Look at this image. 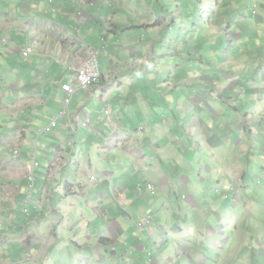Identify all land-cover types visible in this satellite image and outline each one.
I'll return each mask as SVG.
<instances>
[{
    "label": "rangeland",
    "instance_id": "rangeland-1",
    "mask_svg": "<svg viewBox=\"0 0 264 264\" xmlns=\"http://www.w3.org/2000/svg\"><path fill=\"white\" fill-rule=\"evenodd\" d=\"M94 1L96 2L93 16L102 23V27L96 25V22L88 23L81 37L84 40L90 39L96 47L94 50L97 51L96 61L99 71L111 74L112 78H118L117 80L127 87H140L135 94L137 100L138 97H142L141 90L145 86L167 90L144 92L142 95L148 98L149 106H153L156 120L167 124L168 130L173 129L172 135L179 143L173 144L175 150L179 154H184L187 152L184 151L183 146H185L189 151L184 154V159L175 157L171 163L164 154L157 155L154 152L150 158V165L159 169L171 182L177 177L176 181H183V185L174 188L176 192L179 190L180 194H183L182 196L179 194L181 197L175 200L172 197H161L158 192H156L158 195L152 194V190L148 187L150 182L138 177V165L115 155L110 158L115 161L119 159V165L105 170L114 175L109 188L120 187L121 191H126L125 196L127 195L128 200L118 201L108 188H94L96 191H104L101 194L104 193V197H109L112 203L111 207H107L105 216L99 215L102 221H93L96 204L100 207L102 198L91 197L93 195L91 188L88 187L87 199L95 203L92 202L90 208L83 207L80 199L77 204L75 198V202L68 200L75 196L74 193H78L77 184L85 185L81 172L89 171L84 158L80 160L78 155L80 150L86 145L90 149L89 154H93L90 145L94 143L97 146L100 142L94 138L93 132L80 126L78 129L83 132L82 138L79 132L66 130V140L68 138L78 141L76 159L73 160L69 156L70 165L62 166L57 176L47 178L48 167L47 163L43 167L44 159L48 161L47 154L53 155L52 145L66 140L54 134L60 126L55 132L52 129L49 133L39 134L53 118V121L57 120V115H50L51 118L46 121L41 115L34 125L26 122L33 115L43 112L46 104L37 103L30 97L32 88L35 85L41 87L42 82L41 77L35 78L33 71L37 57L35 50L38 45L29 42L32 52L24 60L21 52L27 48L28 41L21 32V27L23 24L28 28L29 34L33 35L31 26L35 21H40V27L42 26L44 30L50 20L65 27H72L77 22L68 23V19L58 12H51L59 6L70 7L71 0H53L51 3L47 0H0V19L3 20V15L8 14L11 17L7 21L16 22V25H12L10 39L21 56V58L16 55L7 56L6 51L10 45L4 48L2 42L4 43L5 40L0 35V153L8 154H0V175L9 176L7 166L11 167L17 161L20 155L18 146L22 143L20 136L15 137V141L14 138L1 136L22 128L21 122L20 125L15 122L14 126L9 125L14 115L6 108V104L13 103L12 85L19 90V100L24 103L21 105L18 118L25 119L28 132H34L33 138H29L31 143L23 145L21 151L28 156H35L37 163L33 173V185L32 180H29V183L18 182L17 186L21 189L18 194L11 193V187H8L10 182L7 179L0 181V264H264V173L260 170L262 164H259V160L252 155L244 159V154L238 152L234 156V160H237L236 164L227 167L225 171L224 168H213L210 166L211 155L206 157L207 150L202 144V139L209 130L217 139L223 137L227 139L231 133L228 123L231 120L233 126L234 118L238 117L236 110L240 112L241 107L229 105L222 109L221 106L226 105L228 100L214 102L212 99H204L200 107L190 111L189 115L190 119L197 120L205 126L202 130L204 134L197 139L198 132L193 131L190 143L188 137L181 131L182 126H177L174 120L177 117L175 111L177 105L180 112L178 122L183 121L184 106L198 93L197 88L214 92L210 85L205 84L203 71L206 72L209 80L214 73L222 75L225 72H240L241 75L238 76H242L244 86L247 85V92L255 87L263 90L264 82L261 78L264 71L261 72L260 67H264L262 60L264 47H257L254 43L242 45V40L264 39V0H198L200 6H197L194 12L193 22L190 21V16L189 19L183 20L184 14L181 13L177 3V1L181 3V0H112L114 2L110 3L111 8L109 4V6L104 4V1L109 3L108 0ZM117 4L118 7L115 6ZM38 6L46 10L37 13ZM111 12L115 13L114 19L110 18ZM77 13L78 18H82L81 12ZM85 13L89 14L88 11ZM34 16H38V19L28 18ZM106 19L110 23H107ZM207 22L209 29L212 28L211 31L206 27ZM109 24H112V27H109ZM17 28L19 31L15 32ZM6 32L7 30L2 31V35ZM138 33L139 37L136 36ZM69 36L75 35L70 32ZM93 36L98 38L99 44L92 40ZM129 38L131 41L127 42L125 39ZM38 41H43L41 36L38 37ZM46 46L49 50L52 49L51 44L47 43ZM131 48L145 49V55L149 54L151 58L150 67L137 69L133 76L121 73L117 66L108 67L111 60L114 65L122 62L117 61V56L128 61V57L124 55ZM79 51V55L83 57L82 62L88 57V51L84 49ZM240 54L246 62L242 71L241 65L229 66L224 60L227 56ZM257 55L258 63L250 64L251 59L248 56ZM142 60L145 58L142 57ZM136 62L139 65L144 63ZM61 71L68 76L71 73L66 67ZM72 71L74 78L75 72L73 69ZM48 82L53 88L50 81ZM228 84L225 82L222 88L227 89ZM90 87L81 90L87 91ZM93 87L90 89L92 90ZM131 98L132 95L128 101L135 103ZM127 99L128 97L126 102ZM53 101L55 107L47 114L44 113L47 117L50 113L57 114L59 111L58 96H55ZM191 105L190 103V107ZM103 109L104 106L98 98L93 97L87 100L86 108L81 110L86 114L96 111L98 114L96 117L105 119ZM208 109L216 112L211 117L215 119L214 121L210 120ZM140 113L142 117L138 115V118L142 121H150L151 109L147 103L142 105ZM74 126L76 127V124ZM29 136L32 134L29 133ZM256 142H260L256 136L250 141L242 140L243 145H250L254 153L259 147L261 150L264 149L263 145L258 146ZM35 144L39 148H35ZM235 149L237 150L236 146L230 148V152L234 155ZM214 155L222 159L223 153L219 155L214 153ZM183 163L191 165L190 168H183L187 169L185 172L181 168ZM211 168L217 170L211 171ZM234 172L238 173L237 177H234ZM98 173L99 171L96 170L94 175L101 180ZM27 175L26 168L25 177ZM95 177L93 176L92 180ZM225 183L226 187L221 189L220 187ZM45 186H50L48 198L43 195ZM133 190L136 194L132 192ZM65 195L67 199L64 198ZM250 195L254 196L257 205L248 201ZM187 196H190L194 204L190 205L185 198ZM50 197L52 199H49ZM52 207L62 209L59 217L64 221L59 227L56 224V228H59L60 247L43 248L41 244L31 245L30 242H26V232L33 231L30 222L33 220H38L37 223L44 222L49 216L48 209ZM77 208L81 210L82 215L77 212ZM141 208L147 213H141ZM121 211L126 216L121 215ZM113 223L117 225L116 229L124 232L122 237L119 236L116 240H113V236L106 231V227L108 225L111 227ZM214 232L216 234H213ZM155 233L161 236L162 240L153 237L152 234ZM149 239H152L151 244ZM154 243L158 245V251L161 253L154 250ZM41 248L46 253H38Z\"/></svg>",
    "mask_w": 264,
    "mask_h": 264
},
{
    "label": "crops",
    "instance_id": "crops-1",
    "mask_svg": "<svg viewBox=\"0 0 264 264\" xmlns=\"http://www.w3.org/2000/svg\"><path fill=\"white\" fill-rule=\"evenodd\" d=\"M53 0H47L48 3H51ZM95 2L94 0H71L70 7L67 6H59L56 10L52 9L51 12H58L61 16H63L65 19H68V23H72V21L77 22L75 25H72V27H65L61 26L54 21H49L45 25V30L41 26L40 27V21H35V23L31 26L33 29V35H30L28 32V28L25 26L21 27V32L26 36V40L31 42L33 45L37 44L38 48L35 50V54L37 55L35 59V63L33 66V71L35 78L41 77V87L38 85H35L32 89V95H30L31 99H33L37 103L46 104L45 109L43 112L37 115H33V117H30L28 121H26L28 124L34 125L38 119L43 115L44 121L48 120V118H51L50 115H57L56 120V126L54 128H51L48 132H44V129L49 127L51 124V121L54 120V118L50 121L49 124L46 125V127L39 132L40 133H49L52 129H54L53 132H55L58 127L60 126V129L55 135H59L61 138H65L66 140V130L70 132H79L80 138H82V131H79L78 126L81 128H85L86 130L93 132L94 138L100 142L97 146L90 145L91 150L94 152L93 154H89V147L86 145H83L82 149L80 150V153L77 152V146L78 141L77 140H70L67 138L66 142L61 141L58 144L52 145V156L47 154L48 161L43 162V167L45 163H47L48 167V175L49 176H57L58 170L64 166V165H70L69 164V156L73 160L76 159L77 154L80 157V160L84 158V161L86 165L89 167V171L86 173V171H82V175L84 178V186L81 184H77V192L74 193L75 196L70 197L68 200H71L72 202H75L76 199L78 203V200H81V204L85 208H90L92 202H94L91 199H87L88 194V187L93 190V195L91 197L97 196L98 198H102V205L100 207H95L96 213L93 215V221H102V218L99 217V215H106L107 207H111V199L109 197H104V193L101 194V192L104 191H96L94 188H108L111 190L113 197H115L118 201L123 199L125 202L128 200L127 195L125 196L126 191H121L120 187L118 186H112L109 188L110 182L113 179L114 175L113 173H107L105 170L108 167L118 166L119 165V159H116V161L110 157H114L115 155H119L120 158H125L128 161H130L131 164H137L138 165V177L139 179L145 180L146 182H150L148 186H150V190H152V194L158 195L156 192L159 193L161 197L165 198H173L174 200L177 198H180L183 193L180 194V191L177 192L174 190V188H179L180 185H183V181H176L175 178L172 180V182L163 174L159 169H157L155 166L150 165V158L151 155L155 152L157 155L164 154L166 158L171 160L175 157H180L184 159V154H186L189 150H187V147L183 146L184 154H179L175 148L174 143L175 137L172 135V130L167 129V124H164L162 121L158 122L156 120V117L154 116L155 110H153V106H149L150 102L146 96H143L142 93H152L153 91L159 92L160 90H163L161 88H150V87H143V90H141V96L138 97V100L135 96L136 93H138L140 87H130L123 84V82L117 80L118 78H112L111 74L102 73L104 77H102V83H96L93 86V89L91 90L90 87L85 90H81L73 84V71L72 69L77 66V63H81V59L83 58L78 49L79 46H81V49L88 51V55L92 49H96V47L92 44L90 39H83L81 37L82 31L85 30V26H87L88 23H95L99 27H102V23L97 20L96 17L93 16V11L95 9ZM222 4V3H221ZM45 8H42L38 6L36 8L37 13L41 11H45ZM85 11H88L89 14H86ZM77 12H81L82 18H77ZM252 15V14H251ZM24 16V15H23ZM10 15L6 14L3 15V20L0 19V35L4 37V43L2 42V46L6 48L8 45L10 47L8 48V51H6L7 56H20L19 51L17 50V47L12 44V40L10 39V34L12 33V25L16 22H9L7 19H10ZM38 16L34 17H28V18H35L37 20ZM26 18V19H28ZM110 18H115V13H110ZM256 18V17H253ZM24 19V20H26ZM111 19H109L111 21ZM27 21V20H26ZM24 22V21H23ZM107 23H110L108 19H106ZM209 22L206 23V27L209 29ZM196 26V24H194ZM109 27H112V24H109ZM7 30L5 35H2V31ZM19 29H15V32H18ZM72 33L75 36H69V33ZM89 31L86 34L88 37ZM28 35L31 36V38L28 37ZM136 35V34H135ZM139 33L136 35L139 37ZM42 37L43 41H38V37ZM97 44H99L98 38L93 39ZM127 42H130L131 39H125ZM242 45H247L248 43H254L257 47L263 46L264 47V39L261 40H254V39H244L242 40ZM49 43L52 46V49L49 50L46 46V44ZM134 43V40L132 39V44ZM144 44H146V41H144ZM21 49H23V46H21ZM262 49V48H260ZM145 49H129L128 52L124 55L128 57V61L123 60L121 56H117V61H122L123 65L121 63L114 65L112 60L109 63V68H113L117 66L116 68L121 71V73H128L130 76H133L134 71L137 69L143 68V67H150L151 58L149 57V54L147 56L145 55ZM47 53V56H45ZM247 53V52H246ZM248 54V53H247ZM228 55V54H227ZM249 55V54H248ZM259 55V54H258ZM258 55L257 56H248L250 60V64L252 63H258ZM142 57L145 58V60H142ZM243 55H230L227 56L225 62H228L229 66H233L236 64L241 65V71L244 68V64L246 62L243 61ZM264 60V58H262ZM136 61H143V65H139ZM26 63V62H24ZM79 65V64H78ZM63 67H66L69 72H71L68 76L67 73H64L61 71ZM72 68V69H71ZM152 70V68H151ZM261 72L264 71V67H260ZM112 72V70H110ZM217 72V71H216ZM203 77L205 79V84L210 85L212 91L206 90L202 91L200 88L198 89V93L195 95L194 98H191L188 103L184 106V118L182 119V122H178L179 120V107L176 105L175 111L177 117L173 115L175 118V124L177 126H182L181 131L188 137V141L190 143V137L193 133V131H197L198 135L196 134L197 139H200V136L203 133V129L205 128L204 125H202L201 122L190 119V111L196 110L195 108L200 107L201 103L204 99H212L214 102L222 101V100H228V103L226 105L221 106L222 109L225 108V106L234 105L239 106L240 112L236 110L238 117L234 118L235 123L232 124V121L228 123L230 126L231 133L225 139L223 137L222 139H217V137L213 134H211V130H209V133L206 135L205 138L202 139V144L205 145V149L207 150L206 157L210 158V166L218 167V168H224V171L227 167H231L233 164L237 163V160H234V156L238 152L244 154V159H248L250 155L255 157L259 160V164L261 163L262 166H260V170L264 173V149L257 148L255 146L259 144L263 145L264 147V88L263 90H259L257 87L255 89L253 88L250 91H246L247 85L244 86L242 76L240 72L237 73H229L225 72L221 74L214 73L213 77L210 78V80L206 76V72L203 71ZM264 74V73H263ZM261 78V77H260ZM257 79V78H256ZM51 83L50 87L49 82ZM259 82V80H257ZM261 81L264 82V75L261 78ZM229 83L227 89H223L222 86L224 83ZM62 84H72V88L74 90V93L72 94L70 98V102L67 106L64 105V93L61 91L60 87ZM146 85V84H145ZM220 88L219 90L216 88ZM11 97L12 102H8L6 104V108L10 109L12 111V114L14 115V119L12 122H9V125L14 126V122L20 125L21 122V129H14L13 131H10L8 134L1 135L2 137L6 138H14L20 136V139L22 140V143L20 146V155L18 156L17 161L10 167L7 166V170L9 173V176H1L0 175V181L7 179L10 183H8V187H11V193L18 194L20 193V188L17 186V183L21 182H28L29 178L32 180V185L34 182V172L35 168L37 167V163L35 162V156H28L26 153H22L21 148L22 146L29 145L31 143V139L33 138L34 132H28L25 119H19L18 114L21 111V105H23V102H20L19 100V90L16 89L15 85L11 86ZM167 91V90H163ZM5 94L4 92H2ZM41 94V95H40ZM213 94V95H212ZM130 95H132L131 100H135V103H131L133 101H128L130 99ZM55 96H58V103L57 107L59 111L57 114L50 113L48 117L46 116L47 112L55 107V102L53 101V98ZM219 96V97H218ZM233 96V98H232ZM98 98L99 102L104 106L103 114L105 115V119H102L100 117H96L98 114L96 111H93L91 114L88 112V114L84 113L81 109L86 108V103L89 98ZM127 102H126V98ZM146 98V99H143ZM154 98V97H153ZM141 99L142 101H139ZM24 102H26L24 100ZM144 103H147L148 107L151 109V119L150 121H142L140 118L142 117L140 113V108ZM190 103L192 104L190 107ZM152 104V103H151ZM117 105V108H116ZM71 106L73 108L71 109ZM155 106V105H154ZM79 112L85 114V117H79ZM208 112L210 113V118L213 117V114H216L215 111L208 109ZM46 113V114H44ZM138 115L140 118H138ZM244 115V117H243ZM87 121L88 127H82L81 124L84 121ZM211 121H214V118L210 119ZM59 121V124L57 125V122ZM105 122V123H104ZM76 124V127L74 126ZM8 127V126H7ZM56 128V129H55ZM29 133L32 134V136H29ZM37 134V136L39 135ZM256 136L260 139L259 143L254 144V149L257 148V151L254 153L252 149H250V145H243L242 140L250 141L251 139ZM31 138V139H29ZM1 140V138H0ZM177 143V142H176ZM179 144V143H177ZM237 147V150L235 149V155L230 152L231 147ZM35 148H39V146L35 144ZM14 152V151H13ZM4 152H1L2 154ZM214 153H223L222 159L215 157ZM8 155L7 153H4ZM149 155V156H148ZM24 157V160H22ZM226 158L228 161H226ZM33 159V162H32ZM181 159V160H183ZM180 160V161H181ZM231 161V164H230ZM179 164V162H178ZM173 165H176L173 163ZM134 167V165H132ZM149 166V168H148ZM182 170L185 172L187 169L183 168H190L191 165L188 163H183ZM26 168L28 170V175L25 177ZM211 168V171H215L217 169ZM14 169V170H13ZM153 171H152V170ZM99 171V176L101 180H98L96 175H94L95 171ZM63 172V170H62ZM93 173V174H90ZM130 173V172H129ZM234 177H237L238 173L234 172ZM19 175V176H18ZM91 176L95 177V181L91 179ZM96 182V184L94 183ZM230 183L229 181H227ZM120 183V182H119ZM67 184V183H66ZM220 184V183H219ZM47 186V182H46ZM43 188V195L48 198L50 195L49 187ZM132 189V185H130ZM226 187V183L222 185L220 188L223 189ZM130 189V190H131ZM133 193L134 190L132 191ZM136 194V193H135ZM139 194V193H138ZM179 194L181 196H179ZM47 198L45 200H47ZM64 198H68L66 195ZM75 198V199H74ZM92 198V199H93ZM188 199V202H190V205L194 204L190 196L185 197ZM49 199H52L50 197ZM248 201H251L252 204L257 205L254 196L250 195L248 197ZM98 200L96 201V203ZM43 204V202H40ZM60 203V202H59ZM95 203V202H94ZM78 209V208H77ZM109 209V208H108ZM62 209L61 207L55 208H49L48 209V219H46L44 222L37 223L38 220H33V222H30V224L33 225V231H27V239H25L26 242H30L31 245H39L41 244L43 248H59V237H58V230L59 228H56L60 226L62 223L63 218L59 217ZM77 212L81 213V210L78 209ZM141 213L145 214L147 213L144 208H141ZM121 215L126 216V214L121 211ZM82 215V213H81ZM31 220V219H29ZM60 221V222H58ZM83 221V218H82ZM117 225L113 223L111 227H106V231L113 236V240L118 239L119 236L122 237V234H124L123 231L120 229H116ZM62 228V227H61ZM88 230V229H87ZM210 232H213V230H209ZM213 234H216L215 232ZM153 237H155L157 240H162L161 236L157 233L152 234ZM149 243H152V239L148 240ZM154 250L159 252L157 247L158 245L156 243L153 244ZM80 247V246H78ZM138 248L140 245L137 246ZM41 248L38 253H46L45 250ZM162 251V250H160ZM157 263V262H156Z\"/></svg>",
    "mask_w": 264,
    "mask_h": 264
},
{
    "label": "built area",
    "instance_id": "built-area-1",
    "mask_svg": "<svg viewBox=\"0 0 264 264\" xmlns=\"http://www.w3.org/2000/svg\"><path fill=\"white\" fill-rule=\"evenodd\" d=\"M31 47L30 44L27 45V48L24 49L21 52L22 57L24 60L31 54ZM75 78H76V84L77 87L80 89H86L90 87L91 85L97 83L101 78L102 74L100 73L97 61L95 55L88 56L83 63L75 70ZM61 91L64 92V100L63 103L65 106H67L70 102V98L72 94L74 93L73 88L70 86V84H62L61 85ZM79 117H85V114L79 112ZM56 126V121H53L49 127H47L44 132H48L51 128H54ZM82 127H87L88 124L86 121H84L81 124ZM30 176L29 180H33ZM91 179H93V176H91ZM149 189L151 188L148 186Z\"/></svg>",
    "mask_w": 264,
    "mask_h": 264
},
{
    "label": "trees",
    "instance_id": "trees-1",
    "mask_svg": "<svg viewBox=\"0 0 264 264\" xmlns=\"http://www.w3.org/2000/svg\"><path fill=\"white\" fill-rule=\"evenodd\" d=\"M177 3L181 8V13L184 14L183 20L189 19L190 16V21L193 22L195 18L194 12L197 9V6H200V2L198 0H181V3H179V1H177Z\"/></svg>",
    "mask_w": 264,
    "mask_h": 264
},
{
    "label": "clouds",
    "instance_id": "clouds-1",
    "mask_svg": "<svg viewBox=\"0 0 264 264\" xmlns=\"http://www.w3.org/2000/svg\"><path fill=\"white\" fill-rule=\"evenodd\" d=\"M108 1H109V3L106 2V1H104V4H105V5H108V4L110 5V3L114 2V1H112V0H108ZM116 3H118V1H116ZM109 5H108V6H109ZM115 6L118 7V4L115 5ZM109 7L111 8V5H110ZM78 16H79V14L77 13V18H78ZM79 19H80V18H79ZM193 25H194V24H193ZM27 45H28V44H27ZM78 50H81V46L78 47ZM19 53H20V52H19ZM90 55H95V57H96V55H97V51L94 50V49H92V50L90 51L89 55H87V56H90ZM85 59H86V58H85ZM85 59H84V60H85ZM84 60H83V61H84ZM83 61L81 62V64L83 63ZM81 64H80V65H81ZM80 65H79V66H80ZM79 66L77 65V66H75V68H73L74 72H75V70H76ZM100 73H101V72H100ZM101 74H102V73H101ZM102 77H104L103 74H102ZM101 80H102V78H101L99 81H101ZM99 81H98V82H99ZM98 82H97V83H98ZM73 84H75V86L77 87V84H76V81H75V77L73 78ZM95 84H96V83H95ZM93 85H94V84H93ZM93 85H91V86H93ZM70 86L72 87V84H70ZM77 88H78V87H77ZM60 89H61V87H60ZM79 89H80V88H79ZM63 93H64V92H63Z\"/></svg>",
    "mask_w": 264,
    "mask_h": 264
},
{
    "label": "bare ground",
    "instance_id": "bare-ground-1",
    "mask_svg": "<svg viewBox=\"0 0 264 264\" xmlns=\"http://www.w3.org/2000/svg\"><path fill=\"white\" fill-rule=\"evenodd\" d=\"M75 81H76V78H75Z\"/></svg>",
    "mask_w": 264,
    "mask_h": 264
}]
</instances>
